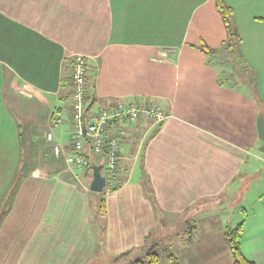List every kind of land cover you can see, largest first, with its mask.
Masks as SVG:
<instances>
[{
	"label": "crops",
	"instance_id": "0c3cea01",
	"mask_svg": "<svg viewBox=\"0 0 264 264\" xmlns=\"http://www.w3.org/2000/svg\"><path fill=\"white\" fill-rule=\"evenodd\" d=\"M226 1L242 40L234 51L216 0H0V264H122L161 243L158 227L178 223L191 236L181 264H233L225 227L241 221L244 256L264 264V110L253 92L220 83L218 63L196 47L234 52L239 67L264 75V0ZM77 55L87 59L88 105L141 100L167 115L127 123L121 184L102 194L64 158ZM23 132L42 160L15 178L30 164Z\"/></svg>",
	"mask_w": 264,
	"mask_h": 264
},
{
	"label": "built area",
	"instance_id": "2783aa9c",
	"mask_svg": "<svg viewBox=\"0 0 264 264\" xmlns=\"http://www.w3.org/2000/svg\"><path fill=\"white\" fill-rule=\"evenodd\" d=\"M87 80V59L77 55L72 62V91L70 95L71 125L69 145L72 151L65 155V162L70 171L81 170L89 163V151L94 154H107L105 168V188L112 191L118 180L117 176L124 169L127 157L122 154V143L128 137L127 123L145 120L161 124L167 115L158 103L120 101L114 105H89L85 102ZM53 140L52 132L47 134ZM83 138H86L84 141ZM56 156L62 153V145L53 146ZM83 174V175H84Z\"/></svg>",
	"mask_w": 264,
	"mask_h": 264
},
{
	"label": "rangeland",
	"instance_id": "374dc122",
	"mask_svg": "<svg viewBox=\"0 0 264 264\" xmlns=\"http://www.w3.org/2000/svg\"><path fill=\"white\" fill-rule=\"evenodd\" d=\"M224 58H225V61H223ZM213 60L215 63H218V65H219L218 69H219V77L220 78H222L226 82H232L234 84L236 83L237 85H239L240 88L243 87L244 89H247L248 91L253 92L257 97H259L258 102L260 103L262 110H264V75L262 73L260 74V72H259V71H261L260 69H258V73H257V72H255V70H253L249 66L239 67L240 58H238L237 55H234V52H229L226 55L223 54L221 58H219V59L214 58ZM227 64H228V66H227ZM253 71L255 72V74L251 73ZM260 83L263 85V88L260 87ZM26 124L27 123H24L25 126H27ZM23 134L24 135L22 137L23 138L22 146L25 145V147L22 148L23 149L22 150V158L25 159L27 157H30V155H29V151H30L31 155L33 152V157H39L42 160L41 155L43 154V152L41 151L37 156L36 155L37 151H38L37 147L32 145V148H28L30 146L29 142H30L31 138L28 137V134H29L28 132H23ZM83 139H84V141H86V138H83ZM0 140H3L4 142H6L5 141L6 137L4 136ZM6 145H8L10 147L9 144L6 143ZM1 148H3V147H1ZM97 157L98 156H95V159ZM4 158H7L6 154L5 155L0 154V160H4ZM46 158H49V154H48V156H46ZM96 160L99 162H103L102 172L105 173V168L107 166V164H105V163H106L107 159L105 160V157H98ZM35 163H36V160L33 158L30 161V164L27 165V167L24 166V167L18 169L16 171V177L15 178L27 173L29 170L31 171V168L34 167ZM48 166L49 165H47L45 167H48ZM66 168H68V167H66ZM69 172H71L73 174V177H76L77 179L78 178L79 179H81V178L86 179L89 176L87 182L90 185V180L92 178V171L91 170H89V172L87 174L83 173L84 175L83 174L81 175L80 170L74 171V172L69 171ZM104 189L108 190L107 188H104ZM9 191H11V194L13 193L12 192L13 190L11 189V190H8L6 192L7 195H9ZM95 209H96V211L98 210L97 208H95ZM251 209H252V206L249 207V210H251ZM4 212H5L4 208L1 207L0 208V215ZM93 215H94V213H92V217H93ZM241 218H242L241 216L234 218L233 222L239 221V220H241ZM93 220H94V224L96 226L97 220H98L97 214H96V218L94 216ZM168 221H175V220H174V218H171V219H168ZM229 224H231V223H229ZM157 230H158L157 234H160V237H161V244L159 246V253L161 254L162 259L167 258L168 249H170L175 255H178L181 248L184 245L188 244V242H190V240H191L190 239L191 236L187 232V230H188L187 226H182L179 223L175 224V225L172 224L169 228H164V229L162 227L161 228L158 227ZM122 264H131V260L129 259Z\"/></svg>",
	"mask_w": 264,
	"mask_h": 264
},
{
	"label": "trees",
	"instance_id": "16d2710c",
	"mask_svg": "<svg viewBox=\"0 0 264 264\" xmlns=\"http://www.w3.org/2000/svg\"><path fill=\"white\" fill-rule=\"evenodd\" d=\"M216 8L220 12V14L222 15L224 23L226 25L227 32H228V38L225 42V46L228 48V50L234 51L238 48V46L240 45V43L242 41L241 36H240L238 29H237L235 22H234V8L231 5H229L226 2V0H216ZM196 47L198 49H200L201 51H203L208 56L211 63H214V60H213L214 58L218 59L221 55L220 49L212 48L206 42H202L200 45H198ZM218 78H219L220 83L230 84V82L224 81L219 76H218ZM87 99H88V97L86 95L85 96V102L86 103H87ZM91 105H92V103L90 104V106ZM30 140L33 142L32 138ZM22 141H23V138H22ZM31 141H30V143H31ZM39 142H40V139H38V143ZM23 147H25V145L22 146V148ZM28 148H32V146H29ZM46 152H47L46 156H48L50 151L47 150ZM29 155L31 158L28 157V162H30L34 158L33 152L31 155V152L29 151ZM87 155L89 156L90 161L84 167L86 174L89 172V170H91L93 172L92 167L94 164L100 165L101 169H103V162H99L96 159L98 157H105V160H106L107 154L105 152H103L101 154H94V155L87 154ZM95 156H98V157L95 159ZM58 157H60V156H58ZM106 163H107V160H106ZM79 170L80 169H78L77 171H79ZM120 178H122L121 170H120L119 175L117 176L118 182H117L116 186L113 188V190H116L120 186V184H121V182L119 180ZM104 190H106V189H104ZM102 192H95V193L102 194ZM97 211H98L97 212L98 216H101V215L106 213L107 208H106V198L105 197L101 198L100 206H99ZM196 214H197V212L193 211V208L187 210L186 214H185L186 223H189L190 220L191 221L195 220ZM225 236H226V242H227V244L230 248V251L232 253V256H233V264H255L254 262L247 259L242 252V238L244 236V222L243 221H241L235 225L234 224L226 225ZM160 244L161 243L158 241L152 242L150 240L148 244L146 243V245L143 246V249L145 250L144 257L134 259L133 261H131V264H160V262H161V254L159 253ZM129 253H130V251H127L125 253L120 254L119 256H117L114 259V261L116 262L117 260H120V259L124 258L125 256H128ZM167 253H168L169 259L172 260L174 264H181L177 255H175L170 249H168Z\"/></svg>",
	"mask_w": 264,
	"mask_h": 264
},
{
	"label": "water",
	"instance_id": "95a60500",
	"mask_svg": "<svg viewBox=\"0 0 264 264\" xmlns=\"http://www.w3.org/2000/svg\"><path fill=\"white\" fill-rule=\"evenodd\" d=\"M257 128L259 137L262 140V145L260 150L264 153V116L261 114L257 120ZM93 178L90 183V189L95 192H102L105 188L106 177L101 172V166L94 164L93 165Z\"/></svg>",
	"mask_w": 264,
	"mask_h": 264
}]
</instances>
